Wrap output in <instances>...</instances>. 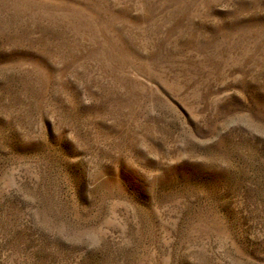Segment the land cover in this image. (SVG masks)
Returning a JSON list of instances; mask_svg holds the SVG:
<instances>
[{
	"label": "rangeland",
	"instance_id": "rangeland-1",
	"mask_svg": "<svg viewBox=\"0 0 264 264\" xmlns=\"http://www.w3.org/2000/svg\"><path fill=\"white\" fill-rule=\"evenodd\" d=\"M0 264H264V0H0Z\"/></svg>",
	"mask_w": 264,
	"mask_h": 264
}]
</instances>
